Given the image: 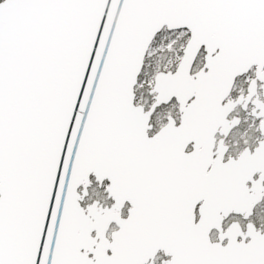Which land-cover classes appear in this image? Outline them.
<instances>
[{
	"label": "snow or ice",
	"instance_id": "1",
	"mask_svg": "<svg viewBox=\"0 0 264 264\" xmlns=\"http://www.w3.org/2000/svg\"><path fill=\"white\" fill-rule=\"evenodd\" d=\"M0 264H264V0H0Z\"/></svg>",
	"mask_w": 264,
	"mask_h": 264
}]
</instances>
